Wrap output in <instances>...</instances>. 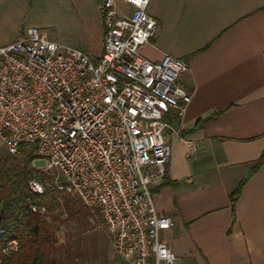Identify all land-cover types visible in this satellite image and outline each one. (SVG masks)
Masks as SVG:
<instances>
[{"label": "built area", "instance_id": "2783aa9c", "mask_svg": "<svg viewBox=\"0 0 264 264\" xmlns=\"http://www.w3.org/2000/svg\"><path fill=\"white\" fill-rule=\"evenodd\" d=\"M123 2L127 13L115 0H101L97 61L34 27L0 46V143L9 155L25 147L45 159L47 166L36 170L44 183L32 179L29 190L36 196L71 194L97 212L117 258L178 264L162 240L173 221L157 213L151 190L163 182L170 159L167 117L182 118L191 101L179 83L187 65L169 55L157 62L145 58L141 50L157 30L149 0ZM28 208L48 213L43 203ZM17 246L12 240L2 255Z\"/></svg>", "mask_w": 264, "mask_h": 264}, {"label": "crops", "instance_id": "0c3cea01", "mask_svg": "<svg viewBox=\"0 0 264 264\" xmlns=\"http://www.w3.org/2000/svg\"><path fill=\"white\" fill-rule=\"evenodd\" d=\"M51 1L81 34L75 49L97 61L101 0ZM147 12L157 30L142 55L182 60L179 83L191 96L182 118L167 117L170 159L151 190L157 213L174 224L162 240L178 264H264V0H149ZM31 28L12 27L0 46Z\"/></svg>", "mask_w": 264, "mask_h": 264}, {"label": "rangeland", "instance_id": "374dc122", "mask_svg": "<svg viewBox=\"0 0 264 264\" xmlns=\"http://www.w3.org/2000/svg\"><path fill=\"white\" fill-rule=\"evenodd\" d=\"M14 26H19L23 30L26 27L37 28L47 40L60 46L74 47L73 45L81 38V34L73 29V24L63 12V8L58 7L51 0H40L39 2L36 0H5V3L1 2L0 34L10 39L12 34L8 35ZM4 154H6V149L0 143V155ZM46 166L45 159L37 157L32 161V167L35 170ZM68 196L56 193L50 195L58 204V207L53 210L56 220L53 229L57 240V251L53 259L56 264H115L117 257L113 252L111 236L97 212L81 209L80 214L67 216L64 204ZM42 201L46 206L51 203L47 198ZM74 202L77 208V204L80 203L75 200ZM63 211L66 213L64 218L60 216Z\"/></svg>", "mask_w": 264, "mask_h": 264}, {"label": "trees", "instance_id": "16d2710c", "mask_svg": "<svg viewBox=\"0 0 264 264\" xmlns=\"http://www.w3.org/2000/svg\"><path fill=\"white\" fill-rule=\"evenodd\" d=\"M21 156V158L19 157ZM37 156L34 149L22 147L18 154L0 155V264H56L53 259L57 251V240L53 229L56 222L53 210L58 207L55 198L45 194L34 195L28 187L32 179L44 183L45 176L36 173L32 161ZM264 160V153L259 158V166ZM241 185L230 197L231 204L238 198ZM66 196V195H62ZM68 196V195H67ZM49 199L48 213L41 215L29 210L28 204H42ZM75 196H68L64 204L67 216L80 214L81 209L87 211ZM12 240L17 241V250L10 256H4L1 250Z\"/></svg>", "mask_w": 264, "mask_h": 264}, {"label": "water", "instance_id": "95a60500", "mask_svg": "<svg viewBox=\"0 0 264 264\" xmlns=\"http://www.w3.org/2000/svg\"><path fill=\"white\" fill-rule=\"evenodd\" d=\"M249 174H250V172H249Z\"/></svg>", "mask_w": 264, "mask_h": 264}]
</instances>
